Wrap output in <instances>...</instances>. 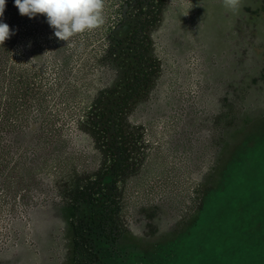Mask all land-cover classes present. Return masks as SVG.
Masks as SVG:
<instances>
[{
    "label": "trees",
    "instance_id": "obj_1",
    "mask_svg": "<svg viewBox=\"0 0 264 264\" xmlns=\"http://www.w3.org/2000/svg\"><path fill=\"white\" fill-rule=\"evenodd\" d=\"M182 1L105 0V24L67 45L54 36L45 15L21 16L15 0H6L0 20L15 34L0 45V215L69 207L76 263H101V246L114 248L128 231L122 220L127 210H153L128 206L127 184L161 161L160 146L141 139L155 132L162 109V133L170 140L178 135V147L189 139L186 107L173 111L171 94L164 91L168 52L162 33ZM237 158L232 153L220 184L199 195L204 200L191 222L196 227L173 244L170 264H180V255L198 258L197 250L185 246ZM146 193H133L134 200H146ZM239 193L244 191L227 195L234 209ZM221 218L216 224L224 225ZM180 247L185 250L177 253Z\"/></svg>",
    "mask_w": 264,
    "mask_h": 264
},
{
    "label": "rangeland",
    "instance_id": "obj_2",
    "mask_svg": "<svg viewBox=\"0 0 264 264\" xmlns=\"http://www.w3.org/2000/svg\"><path fill=\"white\" fill-rule=\"evenodd\" d=\"M166 22L164 91L171 94L173 111L186 107L189 139L178 147V135L170 140L162 133L159 117L167 111L162 109L155 132L141 139L160 146L161 161L127 184L128 206L154 208L124 213L128 231L114 248L101 246L99 264L174 263L173 244L190 237L203 191L220 184L232 153L237 165L224 188L210 194L202 227L185 246L197 250L198 258L189 250L190 257L180 255L178 262L264 264V0H242L235 13L223 0H183ZM236 190L244 193L234 209L226 199ZM138 191L147 192L146 200H134ZM216 217L224 225L216 224ZM83 233L86 237L88 230ZM74 239L72 210L65 205L3 213L0 264H80Z\"/></svg>",
    "mask_w": 264,
    "mask_h": 264
},
{
    "label": "clouds",
    "instance_id": "obj_3",
    "mask_svg": "<svg viewBox=\"0 0 264 264\" xmlns=\"http://www.w3.org/2000/svg\"><path fill=\"white\" fill-rule=\"evenodd\" d=\"M242 0H223L229 11L238 12ZM6 0H0V18L3 17ZM21 16L30 19L45 15L59 41H73V37L102 27L106 22L105 0H15ZM15 33L8 24L0 20V45ZM72 46H75L72 43Z\"/></svg>",
    "mask_w": 264,
    "mask_h": 264
}]
</instances>
